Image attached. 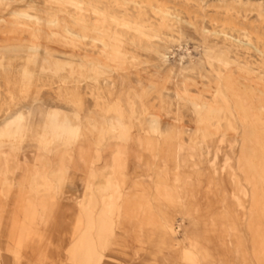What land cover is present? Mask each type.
I'll return each mask as SVG.
<instances>
[{"label": "rangeland", "instance_id": "obj_1", "mask_svg": "<svg viewBox=\"0 0 264 264\" xmlns=\"http://www.w3.org/2000/svg\"><path fill=\"white\" fill-rule=\"evenodd\" d=\"M111 1L104 0L107 11H111ZM117 2L128 7L133 13L140 8L146 20L145 24H152L151 27H144L146 35L140 37L142 44L159 40L162 45H168L172 50L169 62L162 64L158 69L157 78L149 73L145 74L150 80L147 79L143 85L144 92L141 96L148 106V109L143 111L147 125H151V119H155L151 112L154 109L157 113L155 107L158 95L162 90L169 94L175 90L183 98L170 101L168 109H178L180 127H195L196 122L191 118L192 115L203 109L202 104L209 105L211 100L217 98L212 80L217 77L219 71L223 73L222 79L225 81L227 73L230 72V77L238 80L237 85L254 84L258 80L264 89V0ZM136 2H139L140 6ZM26 4L32 8L25 7ZM46 6L50 7L47 11L60 14L67 20L68 15L63 10H75L74 5L59 3L56 0L0 2V64H3L0 65V123L13 111L24 108L31 111L23 136L14 139L18 147H2L9 158L7 177L15 185L9 192L7 186L0 184V264L69 263L68 249L81 229L77 225L81 212L79 204L86 203L89 199L85 182L82 181L88 179L92 185L98 184L102 180L100 170L112 164L113 152L118 148L122 151L120 161L125 164L121 171L124 181L123 194L118 201L121 204L118 216L113 218V233L107 234V248L103 251L101 264H264V228L259 206L249 212L251 204L255 202L251 203L248 193L251 180L243 174L245 165L239 154L240 129L236 134L229 132L230 135L234 134L235 140L227 154L238 182L246 191V194L240 197L243 208H236L226 194L233 187L229 169L219 170V166L223 165L222 154L219 152L218 158L213 161L215 173L212 174V165L206 154L195 146H189V139L192 137L190 132L182 133L181 139L192 150V161L179 168H175L172 160L163 162L165 168H162V158L166 153L164 144L158 146L155 155L141 148L136 150L145 165L138 163L139 160L134 156L133 151L137 147L133 138L128 137L124 142L122 139L105 135L100 139L97 124L95 127L88 125V128H85L74 114L77 110L79 115L85 114L86 109L91 110V99L86 97L85 107L82 108L78 98H70L69 93L73 80L77 78L76 71L79 68L76 63L80 56L87 53L88 57L104 62L107 60V54L99 52L98 47L92 49L84 46L82 49L77 36L63 34V27L59 24L61 21L58 24L42 23L38 26L31 21L25 31L17 24L23 18L12 14L14 10L26 9L30 14L42 16V10ZM158 6L168 8V27L157 25L161 21V15L156 11ZM114 11L120 14V8ZM68 26L77 30V26L70 20ZM34 27L38 28L39 37H36ZM118 29L126 31L122 27ZM50 30L60 34L51 35ZM178 32H181V38ZM66 39L68 40L65 41ZM69 39L73 42L70 43ZM37 46L39 50L34 53L31 48ZM142 52H136L140 54L139 60L149 61L153 58L152 53ZM34 54L37 55L36 63L33 61ZM55 61L61 67L56 68L53 64ZM178 63L181 65L178 66ZM25 64V74L32 78L29 84L18 82L23 75L22 66ZM105 72L102 77L116 75V72L108 69ZM170 76L174 77V86L166 82ZM7 78L11 79V83L6 82ZM152 78L155 79L152 80L155 82L153 87ZM182 79H185V84L181 83ZM79 88L86 89V83L80 84ZM127 89L130 90V87L126 86L122 90ZM119 91L120 87L115 86L112 97L115 98ZM197 103L200 105L196 106ZM54 109H58L61 115L66 114L73 126L78 125L81 134L75 142L51 138L47 148L42 150L36 143L37 137L46 130H43V124L47 121L45 113ZM160 111L159 108L158 113ZM161 118V125H164L167 118ZM136 125L133 126L131 135L136 132ZM198 126L203 127V123ZM154 137L156 140H163V136L156 134ZM208 137L212 142L209 149L213 150L218 144L220 133L210 134ZM171 141L176 142L177 137L172 136ZM78 145L82 149L81 154L77 153ZM221 149L222 152L225 150L223 147ZM195 154L199 160L194 159ZM79 155L81 158H78ZM24 157L28 167L42 168L46 180H50L46 191H42V196L28 192L29 181L23 178L22 170L21 160ZM84 159L86 162L83 163ZM91 167L95 175H91ZM160 172L166 173L163 182ZM156 184L160 188H156ZM262 184V189L259 190L263 191L264 180ZM163 186L172 187L176 191L184 187L187 191L190 189V192L181 196L184 199L181 202L173 201L172 198L167 201L160 195ZM253 197H256L257 203L260 204L262 196L254 194ZM28 200H31V203L28 204ZM146 204H149L150 209L145 210L144 214L138 207ZM225 208L227 209L224 210ZM148 213H151V218L147 217ZM165 218L175 225L180 224L176 227L173 241H167L161 233V220ZM16 231H27L26 236L31 234V238L16 244V241L9 239L10 232L16 234ZM115 249L117 250L114 251ZM235 249L239 251L240 256L232 255ZM189 251L195 253V260L190 262L183 256Z\"/></svg>", "mask_w": 264, "mask_h": 264}, {"label": "bare ground", "instance_id": "obj_2", "mask_svg": "<svg viewBox=\"0 0 264 264\" xmlns=\"http://www.w3.org/2000/svg\"><path fill=\"white\" fill-rule=\"evenodd\" d=\"M3 1L7 0H0V2ZM56 1L59 3H70L75 6L74 12L68 9L63 11L68 15V19L77 26V30L69 28V20L65 19L62 15L56 13L52 14L50 11H47L50 9V7L47 6L45 9H41L43 12L42 16L30 14L26 9L14 10L12 14L17 18L26 19V21L22 19L17 23L20 24L18 26L25 31H27L28 28L26 26H28L31 21L37 26L42 23H47L49 25L58 24L61 21L59 24L63 27V34L77 36L78 44L82 49L84 46H89L92 49L98 47L99 52L107 54V60L101 62L93 57H88L87 53H84L76 63L79 70L76 71L77 78L73 80L72 86L70 87L71 91L70 93L68 92L70 98H78V103L80 107L83 108L87 101L86 97H89L93 105L92 109H86V113L83 115H79L78 110L74 113L76 118H79V121L82 122L81 125L88 128V125L95 127V124H97V130L99 132L98 137L100 136V139L102 137L104 138L105 135H109L115 139H122V141L128 137L133 138L132 140H134L137 147L135 151H133L134 156L139 160L138 163L142 164H145V162L141 155H139V152H137L139 148L155 155L158 146L164 144L166 153L162 158V163L172 160L175 163V168H179L181 165L192 161L190 157L192 150L189 146H195L197 150H202V152L206 154V157L209 158L210 164L212 165L210 166L212 174H214L215 167H213V161L218 158L220 152L223 156V165L219 166V170L222 171L224 168L229 169V177L232 181L233 188L226 192V194L235 204L236 208L242 207L240 197L244 196L246 191L241 187V184L237 180V175L233 171V167L230 166V157L227 151L230 150L231 144L235 140L234 134L240 129L239 154L241 161L245 165L243 174L246 178L248 177L251 180L248 193L251 197V203L255 202V204H251L249 212L254 211L255 206H259L262 219L261 224L264 228V189L263 191L259 190L260 188L262 189V181L264 180V89H262V84L260 85L257 80L254 84L246 83L244 86L237 85L236 82L238 80L236 78H231L230 72L227 73V80L225 81L222 79L223 73L219 71L217 77L212 80V83L215 85L213 90L217 98L211 100V104L209 105L205 103L202 104L203 109L200 111L197 110L196 113L192 115L191 118L196 122V126L193 128L180 127L178 125L180 122L178 109L176 111L168 109L170 101L183 98L180 96L179 92L174 90L172 94H169V92L162 90L157 97L158 103L155 107L157 108V113L154 112V109L151 112L154 114L155 119H151V125H147L143 118V111L148 109V106L144 103L145 101H143L141 96L144 92L143 85L147 79L150 80L145 74L149 73L152 77L157 78L158 69L162 64L169 62V54L172 51L171 47L162 45L159 40L153 42L148 41L144 44L141 43L142 40L140 37L146 35L144 27H151L152 24L149 22L145 24L146 20L140 8L136 13H133L125 5H119L117 0L109 2L111 4V11H107L104 0ZM136 4H139V2H136ZM27 6L32 8L29 4H26L25 7ZM116 8H120V14L114 11ZM156 11L161 15V21L158 22L157 25L168 27L166 23V15L169 13L168 8H161L158 6L156 7ZM117 26L118 28L122 27L126 29V31L119 30L116 28ZM34 31L36 37H39L40 33L37 27H34ZM49 32L54 36L60 34L55 30H50ZM178 34L179 38H181V32H178ZM67 40L68 39L65 41ZM69 42L72 43L73 40L69 39ZM125 43L127 45H124ZM31 50L36 53L39 50V46L31 48ZM139 50L143 51L142 53L145 54L152 53L153 58L149 61L139 60L140 54L136 53ZM80 51L82 53L84 52L82 50ZM128 52L130 55H127ZM180 56L179 61L181 62ZM33 61L35 63L37 62L36 54L33 55ZM53 64L56 68L61 67L57 61ZM0 65L3 66L2 63ZM177 65L179 66L181 64L178 63ZM69 66H72V64H69ZM26 67V64L22 66L24 71L23 75L18 79V82L29 84L32 78L30 75L25 74ZM107 69L116 72V75L112 77H102ZM152 80L155 79H151V85L153 87L155 82ZM6 82H8V84L11 83V79L7 78ZM166 82L167 84L175 85L173 76H170ZM82 83H86V89L84 90L79 88V85ZM181 83L185 84V79H182ZM209 84L211 85V83ZM115 86H119L120 91L116 93L115 98H113L112 94L114 93ZM126 86L130 87V90H122ZM102 91H104V93H102ZM128 91L131 93L129 94ZM9 93L12 95L11 91H9ZM106 99L107 101H105ZM197 105L200 104L197 103L196 106ZM159 108L161 110L160 113H158ZM30 113L31 111L26 108L13 111L0 123V184L7 186L9 192L15 183L7 177V172L9 171V158L8 153L6 150H3L2 147L8 146L12 149L18 147L14 139L23 136V131L31 115ZM42 113L44 112H40V114ZM60 113L58 109L45 113L47 121L43 124V130L46 129L50 132H45L46 130L43 131V133L37 137L38 139L36 141L37 145L40 146L42 150L47 148L48 141L51 138L75 142L81 134L79 132V126H73L69 117L66 114L61 115ZM161 116H163L164 119L167 118L164 125H161ZM200 123H203V127L198 126ZM145 124L147 126H145ZM134 125L137 126V130L131 135ZM187 132L192 134V137L189 139L191 144L188 147L181 139L182 133ZM229 132H233L234 134L230 135ZM47 133L49 135H47ZM82 133H86V131H82ZM217 133H220L218 144L215 146V149L213 148V150H211L209 148L212 146V142L208 135H216ZM156 134L159 137L163 136V140L157 139V141L154 137ZM172 136L177 137V141L174 143L171 141ZM221 147L225 149V152L221 151ZM81 151L82 149L80 145H78L77 153L81 154ZM121 154V149L118 148L114 150L113 162L111 165L108 164L107 167H102L100 170V177L102 180L98 184H94V186L91 182H88V179L82 181L85 182L84 186L88 190L89 199L86 203L79 204L81 212L78 216L77 225L81 227V229L78 230V234L74 236L73 243L68 249L67 258L69 263L66 262L64 264H72L74 262L77 264L102 263V258L104 256L103 251L107 248V234L113 233V227L115 226V220L113 218L114 216H118L117 212H119L121 207L118 201L123 194L122 185L124 181L122 177L123 172L121 171L125 166L124 162L120 161ZM78 158H81V155H79ZM194 159L199 160L200 158L195 154ZM21 161L23 164V178L29 181L27 185L29 188L28 192L40 196L43 194L42 191H46L45 188L49 186L50 180H46V177L42 173V168L28 167L26 157L22 158ZM84 162H86L85 159L83 160V163ZM162 168H165L164 163ZM92 169L91 167L89 171H91V175H95ZM160 173L162 175L160 179L163 182L166 178V173ZM138 175L136 174V176ZM123 188L125 189V187ZM156 188H160V186L156 184ZM188 191L184 187L176 191L172 187L163 186L161 187L160 195L167 201L172 198L171 200L173 201L181 202L184 200L181 196ZM254 194L262 196L260 204L257 203L256 197H253ZM185 197H187V195H185ZM28 201V204L31 203V200ZM163 205L165 204H162V206ZM148 209H150L149 204L145 206L140 205L138 207V210H141L144 214L145 210L147 211ZM226 209L227 208L224 210ZM29 213L30 212H28L27 216L30 219ZM147 215L148 218H151V213ZM161 224L160 229L163 237L167 241H173L176 227H179L180 224L176 223L175 225L174 222L172 223L171 220L166 218L161 220ZM227 225L230 226L231 224ZM26 232L27 231H22V233H20L16 231L17 235L13 232V234H11L10 232L9 239L16 241V244H20L28 240V238H31V234L26 236ZM38 249L39 247L37 250ZM116 250L117 249L114 251ZM238 253L239 251L235 249L232 255L240 256ZM194 254L195 253L192 251H189L185 252L183 256L190 262L195 260Z\"/></svg>", "mask_w": 264, "mask_h": 264}]
</instances>
